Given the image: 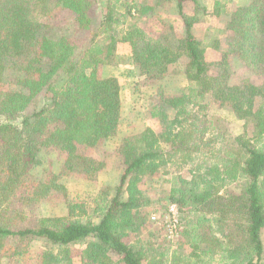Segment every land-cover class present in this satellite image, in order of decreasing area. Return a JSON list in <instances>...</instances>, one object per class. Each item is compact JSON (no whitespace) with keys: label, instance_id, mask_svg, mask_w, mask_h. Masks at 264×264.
<instances>
[{"label":"trees","instance_id":"16d2710c","mask_svg":"<svg viewBox=\"0 0 264 264\" xmlns=\"http://www.w3.org/2000/svg\"><path fill=\"white\" fill-rule=\"evenodd\" d=\"M163 1H175L184 23L185 37L175 40L176 45L149 37L136 24L126 22L118 29L124 25L120 16L138 19L156 6L102 0L97 32L88 40L89 47L79 50L66 33L58 32L53 18L71 14L78 29L89 30L95 0H0V86L7 68L20 72L14 90L0 91V261L9 247L20 256L38 241L46 245L37 256L39 264H74L77 248L81 264H155L154 256L147 258L153 245L139 239L147 228L150 206L140 186L180 153L199 162L190 178H172L167 193L166 201L177 204L184 215L175 250L182 252L173 263H262L264 0H250L224 14L228 22L220 33L227 45L215 62L205 60L207 46L192 35V26L201 22L198 14L182 11L186 1L199 7L197 0H154L156 5ZM219 8L215 1L216 12ZM118 43L129 46V56L116 54ZM211 45L220 49L217 39ZM232 58L260 77V83L243 79L231 84ZM180 60L183 68L178 73L188 82L186 91L168 96L159 88L148 109L159 131L147 127L119 141L116 153L124 165L119 186L106 187L89 202L72 201L59 179L76 173L96 180L105 164L86 151L115 137L119 125L121 86L117 78H100L98 68L124 64L129 66L122 72L125 78L159 81ZM206 100L227 108L244 123V133L212 152L211 163L200 155L212 143L204 139ZM48 148L66 156L60 173L35 180L34 198L23 199L39 201L61 193L66 212L19 226L23 213L4 205L16 196L31 166L40 163L41 150ZM195 153L198 156L193 157ZM111 190L115 192L108 196ZM132 235L136 238L128 243L125 239Z\"/></svg>","mask_w":264,"mask_h":264},{"label":"rangeland","instance_id":"374dc122","mask_svg":"<svg viewBox=\"0 0 264 264\" xmlns=\"http://www.w3.org/2000/svg\"><path fill=\"white\" fill-rule=\"evenodd\" d=\"M96 3L91 9L89 30H80L77 28L74 21V17L71 14H65L63 17L58 18L55 14L53 22L56 21L58 32L66 33L68 39L79 50L89 47L88 40L93 34L97 32V21L99 19L100 7L102 6V0H95ZM105 1V0H104ZM124 1V0H123ZM137 3H147L151 6H156L155 10L148 12L146 15L138 19H132L129 16H120L119 22L121 24L118 29L125 28L127 24H136L141 28L149 37L161 40L164 43L170 45H176L175 40L185 37L184 23L180 17V13L176 6L175 1H163L159 5H156L154 0H127ZM213 1V2H212ZM217 1L220 5L225 4L224 0H200L199 7L192 3V1H186L182 4V11L187 15L191 13L198 14V17L202 20L200 24H194L192 26V35L195 39L201 41L206 45L204 58L207 62H215L221 58V53L226 47V36L220 33L225 30L228 22V17L224 15V10L220 9L216 12L214 2ZM213 6L211 7V5ZM227 7L232 8L231 5ZM209 8V9H207ZM234 8L233 10H235ZM210 11V12H209ZM57 13V12H56ZM217 13H219L217 15ZM54 16V15H53ZM60 17V16H59ZM51 19V18H50ZM42 18V21H50ZM127 24L125 25V23ZM213 39H217L220 44V49H214L211 45ZM116 54L118 56H129L130 48L127 44L118 43L116 45ZM207 54V55H206ZM231 66V84H238L243 79H249L253 84L260 83V77L256 74L249 72L244 68L243 64L236 59H230ZM19 68V67H17ZM105 68H111V73H105ZM183 68V62H180L170 69V73L162 80L154 81L148 80L144 77H131L125 78L122 72L129 69L128 65L120 64L116 66L103 65L98 68V76L100 78H117L121 86V113L119 119V125L117 135L112 137L101 145V147L87 150L86 154L103 161L104 168L96 175V180L89 181L84 179L80 174H70L68 176H62L59 181L67 189L68 197L72 200H86L89 202L91 198L95 197L99 193L103 192L106 187H117L120 184V177L124 170V165L121 162L120 157L116 153L119 141L122 137L134 135L140 133L145 128L149 127L156 132L159 131V125L157 121L149 118L148 109L152 102L153 96L159 88L165 92L168 96L180 95L186 91L188 82L183 74L178 73ZM177 71V72H176ZM20 72L19 69L7 68L3 75V83L0 86V91L5 92L14 90L19 85ZM206 117H207V132L204 139L211 140V146L208 148H202L203 152L201 160L211 163L212 152H218L219 149L226 148L233 144V140L244 133V123L238 120L235 115L227 108H220L216 103L206 100ZM204 140V141H205ZM264 136L262 138V142ZM261 142V140H260ZM231 143V144H230ZM200 146H204L200 143ZM223 152L219 153L221 156ZM184 154H178L169 159V164L160 168L152 181L148 183L142 182L140 186L144 191L145 196L150 199V206L147 207L149 216L153 213L164 214L167 205L166 201L167 193L171 185L172 178L181 176L183 178H190V171L199 161H190ZM198 156L195 153L193 157ZM65 155L54 149H42L39 153L38 165H32L27 172L26 181L16 190V196H12L10 201L4 206L8 209L20 210L23 213L24 221L18 222L19 226H32L36 219L40 217L49 216H63L66 212L64 196L54 194L46 199L36 201L24 200L27 196L32 197L31 186L35 180H44L50 174L60 173L61 167L64 164ZM191 158V157H190ZM212 160V161H211ZM102 191V192H101ZM115 191L108 192V196L112 195ZM124 191L121 198H124ZM74 201V200H72ZM10 215L13 211L9 210ZM182 213V219H183ZM95 220V219H94ZM183 221V220H182ZM147 228L143 229L142 234L139 236L144 242H150L154 251H151L147 258L150 260L153 256L156 258L155 264H174L173 261L178 257L180 252L175 250L179 247L177 239H167L163 232L159 221L153 222L148 220L146 223ZM134 235L127 237L125 240L128 243L134 241ZM261 240L263 243L264 252V230L261 232ZM9 251L1 258L0 264H39L37 256L39 252L46 248V245L42 242L33 241L28 245L27 251L20 256L14 255V250L9 247ZM156 250L157 253H154ZM183 252H187V247L183 248ZM79 248L73 251L72 258L74 264L80 263ZM182 254V253H181ZM174 259V260H172ZM264 264V253L262 263Z\"/></svg>","mask_w":264,"mask_h":264},{"label":"built area","instance_id":"2783aa9c","mask_svg":"<svg viewBox=\"0 0 264 264\" xmlns=\"http://www.w3.org/2000/svg\"><path fill=\"white\" fill-rule=\"evenodd\" d=\"M150 222L159 221L167 239H177L183 230L182 212L178 205L169 203L164 214H151Z\"/></svg>","mask_w":264,"mask_h":264},{"label":"crops","instance_id":"0c3cea01","mask_svg":"<svg viewBox=\"0 0 264 264\" xmlns=\"http://www.w3.org/2000/svg\"><path fill=\"white\" fill-rule=\"evenodd\" d=\"M225 1V4H224V6L223 5H220V9H226V10H224V13L223 14H227V13H229V12H232L233 11V9L234 8H236V7H240V6H244V5H246L247 3H249V1L250 0H224ZM213 2V1H212ZM193 3V2H192ZM201 2H200V0H197V4H200ZM227 5H231L232 6V8H229V7H227ZM213 6V4L211 5V7ZM214 6H215V2H214ZM207 9H209V8H207ZM210 12V11H209ZM193 14L194 13H191V14H187L188 16H193ZM201 22H202V20H201ZM196 25L198 24H200V23H195ZM193 30V29H192ZM194 31V30H193ZM206 52V51H205ZM207 55V54H206ZM218 60V58L215 60V61H217ZM111 68H105V70H104V72L105 73H111V70H110ZM117 79H118V77H117ZM118 81H119V79H118ZM150 118V117H149Z\"/></svg>","mask_w":264,"mask_h":264}]
</instances>
